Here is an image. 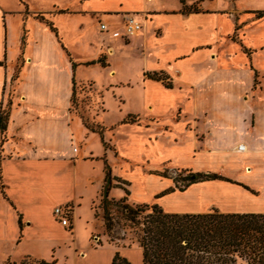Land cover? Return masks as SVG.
<instances>
[{
	"label": "crops",
	"instance_id": "crops-1",
	"mask_svg": "<svg viewBox=\"0 0 264 264\" xmlns=\"http://www.w3.org/2000/svg\"><path fill=\"white\" fill-rule=\"evenodd\" d=\"M79 4L72 14L99 23L86 58H73L69 51L72 44L83 48L87 41L80 29L84 23L64 20L68 11L52 5L46 12L27 6L14 12L0 4V114L8 116L0 133V254L8 250L1 264H58L55 254L62 246L71 249L76 264L89 255L95 264H112L116 250L130 264H142L137 247L116 249L99 240L85 249L78 246L80 236L98 239L103 230L94 204L111 156L127 172L124 177L121 169L112 174L110 168L112 176L129 186L133 177L146 191L136 199L128 190L132 204H157L179 214H264V0ZM192 5L196 11H182ZM18 12L32 18L50 12L54 23L26 18L12 34L9 21ZM124 14L142 23L135 35L125 36ZM114 57L128 62L117 70ZM93 60L97 63L83 66ZM83 69L97 71L96 77ZM82 84L91 85L101 107L91 122L103 128L107 144L99 157L91 149L98 134L70 113L74 88ZM124 88L135 92L140 111L124 114L113 127L103 126L97 120L105 111L99 94L109 91L116 97ZM128 115L137 121L124 123ZM100 158L103 175L89 197L79 191V171L97 169L93 160ZM175 172L216 174L230 182L198 181L179 191ZM109 197L124 195L112 188ZM66 205L71 215L68 226H62L53 210ZM30 243L49 257L17 253Z\"/></svg>",
	"mask_w": 264,
	"mask_h": 264
},
{
	"label": "trees",
	"instance_id": "trees-1",
	"mask_svg": "<svg viewBox=\"0 0 264 264\" xmlns=\"http://www.w3.org/2000/svg\"><path fill=\"white\" fill-rule=\"evenodd\" d=\"M179 1L185 4L186 0ZM182 11H196V6H183ZM36 17L45 21L40 14ZM48 25L55 32L52 25ZM95 63L97 62L90 61L86 65ZM98 63L104 66L101 59ZM152 78L158 77L152 75ZM7 117V114H0V133L6 128ZM136 121L137 117L134 115H128L123 120L124 123ZM83 125L102 135L101 126L88 122H83ZM103 146L107 148V144L103 143ZM162 175L166 176L165 173ZM215 179L230 182L216 174L189 172L185 176L174 177V182L176 186L181 182L179 191H183L192 183ZM114 181L117 183H113ZM124 186H128V183L113 177L110 167L104 162V180L98 207L102 210L105 233L110 241H114L111 233L116 225L121 224L126 230L133 229L135 237L129 240L141 249L142 264H264V214L220 213L217 210L202 214L166 213L157 204H128L126 196L129 191ZM118 187L124 190L126 196L114 200L109 197V192ZM170 191L172 189L156 198ZM94 216L98 217L96 211ZM112 264L130 263L115 253Z\"/></svg>",
	"mask_w": 264,
	"mask_h": 264
},
{
	"label": "rangeland",
	"instance_id": "rangeland-1",
	"mask_svg": "<svg viewBox=\"0 0 264 264\" xmlns=\"http://www.w3.org/2000/svg\"><path fill=\"white\" fill-rule=\"evenodd\" d=\"M80 0H0V4L1 6L8 10V11H22L24 6H27L29 11H51L53 9H51L52 5H55L56 7H58L59 9H64L62 10L63 12L68 11L69 14L65 15L64 20L65 19H69V20H73L74 22H81L84 23V26L81 27V31L83 32V35L85 36V41H87V45L83 48H81L79 45L76 44H72V48H69V51L71 53V56L73 58H86L89 53L92 51V46H88V43H93L91 40H93L95 38V27H99V23L95 21V19H91L90 17H82L79 14H72L70 11H74L76 10L78 7H80L79 4ZM44 19L50 20L53 22L50 12L46 13V14H42ZM11 17L13 19H10L9 23H10V32L13 34L12 31H16L20 29V22L23 21L24 19L28 18V19H36L39 20L36 16L30 17L27 15H25V13L23 12H18V13H14L13 15H11ZM40 21V20H39ZM54 23V22H53ZM56 27V25H55ZM11 34V36H12ZM15 35V34H14ZM84 49V50H83ZM90 49V51H89ZM129 49H126V54L128 55V57L130 58V54L131 52H129ZM118 53V51H117ZM119 54V53H118ZM115 61H116V69L120 70L122 68H124L125 63L128 62V60H125V62H122L120 60H118L116 57H114ZM95 61V60H93ZM87 62H85L83 64V66H89L86 65ZM133 63V62H132ZM83 68V67H81ZM82 70V69H81ZM86 70L87 73H90V76L96 77V72L97 71H93V70H88V69H83ZM98 82L100 80H97ZM100 83V82H99ZM119 94H121V100L123 101V104L120 103V101L118 100ZM100 96L102 95V101H103V109L105 110L104 112H101L99 114V117L97 118V120L99 122H102L103 126H106L108 128L113 127L116 125L117 122L121 121L123 119V115L127 114V113H135V111H140V108L138 106V104L136 103L135 100V92H133V90L130 89H118L115 92L116 97L113 96V94H111V92H101L99 94ZM98 107L99 109H101L99 103H98V99H97V95L96 93L93 91L91 85L89 84H82V85H76L74 88V94L71 98V104H70V113L72 115V117L77 118L79 120H81V122H88L91 123L92 119H94V113L98 112ZM119 111H121V115L122 117H120L119 115ZM4 112H6L4 110ZM120 117V118H119ZM106 137L111 138L108 136V133H106ZM113 139V143L115 138ZM108 146H110V144H108ZM103 143H102V136L98 135L95 139V142H91V149L93 151V157L96 156H101V153L103 151ZM100 154V155H99ZM115 161V164H113ZM118 160H114L113 157L111 156L109 158V162L108 165L112 170V174L118 173L119 169H121L120 175L127 177L126 173L127 172H123L124 168H120L119 167V163L117 162ZM93 163L97 166V169L94 170H88L86 172L84 171H79V191L80 193L87 195L90 194L89 197H92V195L94 196L95 191H97L98 189V185H99V181L101 176L103 175V171H102V167H103V161L101 160H93ZM112 163V164H111ZM165 168V167H164ZM163 168V169H164ZM180 175H183L181 173H174V177H178ZM129 177V176H128ZM90 183H92L90 185ZM130 183L132 184V186H124L127 190H130L132 192V194H134L136 199H142L144 197V194L146 193V191H142L140 189L139 186V182L137 180H135V178H131ZM182 187V183L180 182L178 184L177 189L179 190V187ZM117 190L121 191V193L125 195V192L122 188H116ZM127 197V203L128 204H132L133 202L130 200V198L128 196ZM99 205V200L98 202H96L94 204V209L98 214L97 219L99 221L102 222V210L100 209V207H98ZM114 212V211H113ZM116 214V212H114V215ZM117 215V214H116ZM103 224V223H102ZM103 226V225H102ZM95 235L99 232H96V230L94 231ZM99 236L98 239H95L96 236H80L78 238V246L80 248H86L88 243H92L93 245H96L98 242V240L100 241V243L103 245L105 243H109L111 245H114V247L116 249H121V248H134L137 247L139 248V246L136 243H130L131 240L129 239H133L135 237L134 234V230L131 229H124L121 224L120 225H116L111 233V236L113 238L114 241H110V237L105 233L104 227L102 232H100L99 234H97ZM124 239H121L123 238ZM7 251L8 250H3V252H1L0 254V264L1 262L5 259L6 255H7ZM29 252V253H38L40 255H44L47 258L49 257V255L44 254L42 252H40L39 250L35 249L34 246L30 243V244H26L23 245L19 251V252ZM71 249H67L65 248V246L61 247L60 250L56 251L55 256L58 259V264H76L74 263V261L71 259ZM115 253H118V250L115 251ZM8 255H13L11 253H9ZM107 253H102L101 257L103 259H105ZM115 255V254H114ZM14 257H16V255L14 254ZM103 259H101V261H103ZM100 261V260H99ZM96 262H98L96 260V258L93 255H89L87 259L84 260V262L82 264H95Z\"/></svg>",
	"mask_w": 264,
	"mask_h": 264
},
{
	"label": "built area",
	"instance_id": "built-area-1",
	"mask_svg": "<svg viewBox=\"0 0 264 264\" xmlns=\"http://www.w3.org/2000/svg\"><path fill=\"white\" fill-rule=\"evenodd\" d=\"M123 27L125 36L135 35L142 28V23L136 21L130 14H124L123 16ZM100 29L106 30L105 24H100ZM243 146H239V149H242ZM53 215L56 219L59 220L62 226H68L71 208L69 206H58L54 208Z\"/></svg>",
	"mask_w": 264,
	"mask_h": 264
}]
</instances>
